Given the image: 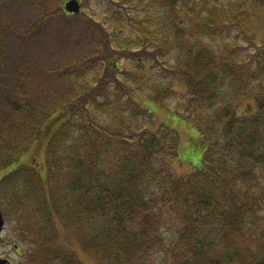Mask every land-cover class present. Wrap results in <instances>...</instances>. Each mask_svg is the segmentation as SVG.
Listing matches in <instances>:
<instances>
[{
	"label": "trees",
	"instance_id": "trees-1",
	"mask_svg": "<svg viewBox=\"0 0 264 264\" xmlns=\"http://www.w3.org/2000/svg\"><path fill=\"white\" fill-rule=\"evenodd\" d=\"M174 1L185 6L190 0ZM213 11L209 35L246 23L228 11ZM110 14L107 22L97 23L105 40L101 53L69 68L77 74L78 97L63 105L61 113L68 117L59 127L66 130L67 125L77 132L65 145L70 150L62 139L56 140L60 128L52 129L43 185L34 193L29 187H34L37 177L28 175L21 185L30 193L14 200L24 213L38 214V226L50 231L35 230L23 216V234L36 243L51 244L60 220L76 226L81 244L104 264H140L161 249L174 264H264V249L257 250L264 242V39L257 41L243 27L256 52L242 58L243 65L231 44L224 42L218 50L206 44L190 47L187 56L168 67L167 54L184 36L173 18L169 17L175 28L171 38L170 32L154 27L150 16L135 18L137 31L123 34L126 15L120 7ZM121 56L133 62L121 70L107 63L108 57ZM89 67L93 76L87 73ZM165 68L175 70L189 91L188 103H177L176 113L191 114L198 123L194 151L185 158L192 170L182 176L170 164L180 156L177 131L164 124L155 126L152 111L136 100L142 94L165 102L172 92L170 83L153 80ZM246 69L251 72L249 82L244 86L234 82L233 92L228 84L225 89L228 79L241 78ZM241 92L254 99L255 109L238 112ZM37 131L26 127L12 136V147L19 152L30 147L38 139ZM12 154L15 151L7 150L2 155L5 164L15 160ZM65 169L76 172L70 186L77 199L61 188L59 173ZM18 171L0 181L9 195L19 188L14 179ZM30 199L36 201L34 206ZM168 212L176 219L170 241L162 234ZM136 224L138 228L131 230ZM50 255L53 260L80 264L70 255L45 256Z\"/></svg>",
	"mask_w": 264,
	"mask_h": 264
},
{
	"label": "rangeland",
	"instance_id": "rangeland-1",
	"mask_svg": "<svg viewBox=\"0 0 264 264\" xmlns=\"http://www.w3.org/2000/svg\"><path fill=\"white\" fill-rule=\"evenodd\" d=\"M66 1L0 0V181L4 182V178L19 169L14 174L15 178L12 176L18 181L19 188L16 191L12 190L11 195L6 185L3 186L0 182V209L5 216V226L0 240V258L9 259L10 264H67L63 261L64 258L57 261L51 259V255L46 257L47 253H60L66 257L70 255L69 259L75 258L80 264H104L81 244L78 228L73 225L65 226L60 220L56 223L57 238L51 244L36 243L31 237L24 235L22 224H26V217L35 230L44 232L50 230L46 229V226L39 227L38 214L24 213L14 200L30 193L27 186L21 185L22 179H26L28 175L37 177L34 187H29L34 193L40 189L36 188L37 186L43 185L47 173L49 136L52 129L57 126L60 128L68 117L67 114L61 113L65 111L63 105L78 97V88L74 82L77 74L73 75L69 68L82 65L89 59L94 60L101 53L105 40L97 23L107 22L113 8L120 7L126 15L127 24L122 28L123 34L137 31L138 20L135 18L146 19L150 16L154 20V27H158L161 32H170L172 38L175 37V28L171 25L169 17L173 18L184 36L177 39L170 55L167 54L166 58L170 63L168 67L179 57L187 56L190 47L206 44L218 50L223 47L224 42L231 44L234 55H237L238 64L243 65L242 58H248L252 51L254 55L256 53L254 43L246 40L247 35L243 32V27L246 25L251 32L249 35H255L257 41L264 39V0H188L185 6L174 0L171 3L175 4L174 6L167 0H80L81 9L77 13L64 10ZM172 10L173 12H169ZM213 10L223 14L228 11L246 23L209 35L206 31L210 28L208 25L214 14ZM130 61L132 63L133 59L126 56L107 59V63L116 64L120 70ZM67 69L70 72H66ZM93 70L89 67L87 73L93 76ZM249 71L250 69H246L241 72V78L238 76L235 80L228 79V82H225V89L228 84V91L233 92L234 82L244 86L245 82L250 81ZM174 72L175 70L170 68L162 73L158 72L153 77V80L163 85L170 83L172 92L165 102H156L142 94H138L136 100L152 111L155 126L164 124L177 131L180 156L171 160L170 164L176 174L182 176L192 170V165L185 158L194 151L198 138V123L195 117L190 116L191 114L184 111L180 112L181 114L176 113L177 103H188L189 91L185 82ZM240 97L242 98L238 112L255 109L252 97L242 92ZM20 105L22 107L18 108ZM71 125L74 126L73 123ZM26 127H36V130L41 132L37 131L38 139L32 141L30 147L24 148L22 152L17 149L16 151L10 143L12 136L22 134ZM65 128L66 130L60 128L55 132L56 140L62 139L64 146L77 135L75 129H69L67 125ZM65 148L66 151L70 150L68 146ZM7 150L15 151V154L11 155L15 160L5 164L2 155L7 154ZM23 164L25 168H20ZM75 174L74 169H65L59 173L61 188L69 195L72 194L70 185ZM148 185L145 184L146 187ZM24 188L27 189L25 192ZM154 190H157L155 186ZM75 194L72 195L77 199L79 196ZM30 201L31 206L36 204L35 200ZM39 215L41 216L40 213ZM40 219L42 220L41 217ZM164 221L162 234L170 241L172 239L170 231L175 226L176 219L168 212ZM137 228L138 224L130 227L131 230ZM260 246L257 250L262 251L264 242L260 243ZM140 264L174 262L173 257L161 249L149 253Z\"/></svg>",
	"mask_w": 264,
	"mask_h": 264
},
{
	"label": "water",
	"instance_id": "water-1",
	"mask_svg": "<svg viewBox=\"0 0 264 264\" xmlns=\"http://www.w3.org/2000/svg\"><path fill=\"white\" fill-rule=\"evenodd\" d=\"M65 9L66 11L77 13L81 9V3L80 0H67L65 3ZM5 224V219L2 210L0 209V239L1 234L3 231V227ZM0 264H9V261L7 259H0Z\"/></svg>",
	"mask_w": 264,
	"mask_h": 264
}]
</instances>
